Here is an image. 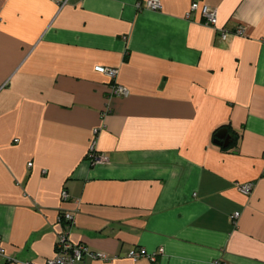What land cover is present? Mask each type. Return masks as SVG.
<instances>
[{"label": "crops", "instance_id": "crops-1", "mask_svg": "<svg viewBox=\"0 0 264 264\" xmlns=\"http://www.w3.org/2000/svg\"><path fill=\"white\" fill-rule=\"evenodd\" d=\"M147 1L0 0V264H264V0Z\"/></svg>", "mask_w": 264, "mask_h": 264}, {"label": "built area", "instance_id": "built-area-1", "mask_svg": "<svg viewBox=\"0 0 264 264\" xmlns=\"http://www.w3.org/2000/svg\"><path fill=\"white\" fill-rule=\"evenodd\" d=\"M163 6L160 0H148L146 2V9L151 11H160L162 10ZM199 11L202 15L205 24L214 28L218 34L219 38L222 41L228 40L232 35L237 36H243L244 30L243 29H237L235 32H231L229 30H226L224 28L217 29L218 24V12L216 9L208 6V5H199L198 3L194 2L191 5L190 14L192 12ZM189 16V14H188ZM95 71L101 75L106 76L110 82V94L114 97L118 98H127L130 95V91L128 88H126L123 85H120L117 82V77L119 74V70L116 68H110V67H104V66H96ZM97 133V131H96ZM93 154V153H92ZM94 160L97 162L103 159H97L94 155ZM32 163L29 164L30 167H32ZM253 184H244V185H238V190L240 193L244 195H250L253 191ZM61 198L63 202H67L70 199V195L67 190H63L61 194ZM239 217V213H236L235 223H237V219ZM74 214L70 212H66L60 216L59 223H65L67 225H73L74 224ZM164 252L163 249H160L157 253H148L146 249H139L134 250L129 253V258L133 260H137L140 258H148L151 261H156V257L158 254H162ZM0 253H4V249L2 247V242L0 240ZM86 257H92L95 259H102L105 260V256L102 253H97L91 251L88 247L82 244H76L74 243L71 238L70 234L67 230H63L60 235L58 236V239L56 241V255L47 260L44 264H76L78 262H82ZM27 264H35V263H27Z\"/></svg>", "mask_w": 264, "mask_h": 264}, {"label": "water", "instance_id": "water-1", "mask_svg": "<svg viewBox=\"0 0 264 264\" xmlns=\"http://www.w3.org/2000/svg\"><path fill=\"white\" fill-rule=\"evenodd\" d=\"M231 142V134L229 133L227 128L221 129L216 134V139L214 140V143L221 147H228Z\"/></svg>", "mask_w": 264, "mask_h": 264}, {"label": "trees", "instance_id": "trees-1", "mask_svg": "<svg viewBox=\"0 0 264 264\" xmlns=\"http://www.w3.org/2000/svg\"><path fill=\"white\" fill-rule=\"evenodd\" d=\"M223 128H228V131H229V133L231 134V143H230V146L227 148V150L228 149H230V148H232V146L234 145V142H235V135L233 134V132H232V130L229 128V127H220L219 129H217L216 131H215V133H214V140L216 139V134L221 130V129H223Z\"/></svg>", "mask_w": 264, "mask_h": 264}]
</instances>
